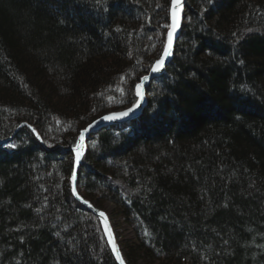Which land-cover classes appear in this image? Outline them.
<instances>
[{"label":"trees","instance_id":"trees-1","mask_svg":"<svg viewBox=\"0 0 264 264\" xmlns=\"http://www.w3.org/2000/svg\"><path fill=\"white\" fill-rule=\"evenodd\" d=\"M170 2L0 0V264H117L71 151L137 102ZM187 6L144 115L91 137L77 191L112 206L125 264H264V0Z\"/></svg>","mask_w":264,"mask_h":264},{"label":"water","instance_id":"water-1","mask_svg":"<svg viewBox=\"0 0 264 264\" xmlns=\"http://www.w3.org/2000/svg\"><path fill=\"white\" fill-rule=\"evenodd\" d=\"M187 7H188L187 6V0H181L180 4L176 7V13L178 15V25L175 27V30L173 31V27H172V25L174 23L173 18H172L173 17V8H172V4L170 2L169 29H168L167 35L169 32L172 33V43H171V48H170L171 54L165 58L164 67L159 72H152L150 70L149 73L145 75V76L149 77V80L142 81V79H140L138 84H142L143 87L141 89L142 95H139V96L137 95V99H138L137 103L135 105H132V106L127 107L125 109H121L119 111L112 112V113L105 115V116H114L115 119L104 120L101 117V118H98L97 120H95L94 122L90 123L89 125H91V127H89V125H87L85 128H88L89 130L86 133H84V136H85L84 140L81 141L79 139L81 132L84 130L83 129L79 132V135L77 137L76 146L71 151L73 153V161H74L73 173H75L77 175V181L74 182L71 179V189H72L73 197L78 203H80L83 207H85L89 212L94 214L100 220V222H101V224H102V226L106 232V236L108 239V243H109L112 255H113L117 264H121V260H123V257H122L121 247L117 241V234L115 232V229L113 227L111 219L108 217V215L104 211L103 212L105 213V217H101L99 215V213L101 211H97L89 203H85V201L80 197V195L77 192L78 173H79V170L81 169L83 158L87 152L88 144L91 140V137L95 133H97L98 131H100L102 129L108 128V127L121 126V125H124L127 123H131V122L137 120L138 118H140L141 116H143V114L147 108V105H148L149 100L147 98V94L149 92L151 85L153 84V82L157 81L160 77H162L166 73V69L171 64V62L174 58L175 48H176L177 42L180 38L181 30H182L183 23L185 20V14H186ZM166 46H167V42H166ZM136 94H137V91H136ZM124 112H127L128 114L126 116L119 115V113H124ZM27 127L30 128L29 126H27ZM34 134H36V133H34ZM0 143L5 144L6 142H0ZM77 145H82V147L79 149V151L81 153L79 162H77V160H76V153L78 150ZM74 189H75V191H74ZM109 234H111V235H109ZM113 244H115V247L119 252L120 259L117 258V251L113 250ZM123 262H124V260H123ZM124 264H125V262H124Z\"/></svg>","mask_w":264,"mask_h":264},{"label":"snow or ice","instance_id":"snow-or-ice-1","mask_svg":"<svg viewBox=\"0 0 264 264\" xmlns=\"http://www.w3.org/2000/svg\"><path fill=\"white\" fill-rule=\"evenodd\" d=\"M98 2H99V0H98ZM180 2H181V0H171V4H172V8H173V17L172 18H173V21H174V23L172 25L173 31L175 30V27L178 25V15L176 13V7L180 4ZM171 43H172V33L169 32L168 35H167V46H165V48L163 49V52L161 53L160 59H158V60H156L154 62L153 66L151 68L152 72H159L164 67L165 58L168 57L171 54V52H170ZM241 63H243V61H241ZM141 79H142V81H147V80H149V77L148 76H143ZM142 87H143L142 84H137L136 85V91H137V95L138 96L142 95V92H141ZM127 114H128L127 112L119 113V115H121V116H126ZM102 119H104V120H112V119H115V117L114 116H104V117H102ZM89 127H91V125H89ZM88 130H89L88 128H85L81 132L80 137H79V139L81 141L84 140V138H85L84 133H86ZM13 147H15V146L13 145ZM81 147H82V145H77V149H78L77 153H76L77 162H79V159H80L81 153H80L79 149ZM71 179L74 182L77 181V175L75 173H73L72 176H71ZM74 191H75V189H74ZM85 203H88V202L85 201ZM99 215L101 217H105V213L103 211H101L99 213ZM109 235H111V234H109ZM113 250L117 251V258L120 259L119 252L116 249L115 244H113ZM121 264H124L123 260H121Z\"/></svg>","mask_w":264,"mask_h":264},{"label":"rangeland","instance_id":"rangeland-1","mask_svg":"<svg viewBox=\"0 0 264 264\" xmlns=\"http://www.w3.org/2000/svg\"><path fill=\"white\" fill-rule=\"evenodd\" d=\"M166 38H167V35H166ZM145 75H146V74H145ZM145 75H143V76H145ZM143 76H142V77H143ZM140 79H141V78H140ZM139 81H140V80H139ZM138 83H139V82H138ZM112 209H113L112 206L107 205V206L105 207V209L103 210V211L108 215L109 218H110L109 213L111 212ZM119 232L121 233V235H122L123 237H127V238L132 237V232H131V230H130L129 228L123 226V225L120 227Z\"/></svg>","mask_w":264,"mask_h":264},{"label":"bare ground","instance_id":"bare-ground-1","mask_svg":"<svg viewBox=\"0 0 264 264\" xmlns=\"http://www.w3.org/2000/svg\"><path fill=\"white\" fill-rule=\"evenodd\" d=\"M168 29H169V26H168ZM167 32H168V31H167ZM150 92H151V88L149 89V92H148V94H147V98H148V100H149V94H150ZM136 103H137V102H136ZM136 103H135V104H136ZM148 103H149V101H148ZM135 104H134V105H135ZM147 106H148V105H147ZM143 115H144V114H143ZM102 117H103V116H102ZM141 117H142V116H141ZM141 117H140V118H141ZM100 118H101V117H100ZM140 118H138L137 120H139ZM135 121H136V120H135ZM133 122H134V121H133ZM131 123H132V122H131ZM128 124H130V123H127V124H124V125H128ZM124 125H121V126H124ZM84 129H85V128H84ZM82 130H83V129H82ZM102 130H103V129H102ZM100 131H101V130H100ZM98 132H99V131H98ZM98 132H97V133H98ZM95 134H96V133H95ZM95 134H94V135H95ZM9 140L11 141L12 138L9 139ZM71 153H72V152H71ZM72 155H73V153H72ZM80 170H81V169H80ZM80 170H79V172H80ZM78 175H79V173H78ZM77 192H78V191H77ZM78 194H79V193H78ZM80 197H81V196H80ZM81 198H82V197H81ZM82 199H83V198H82ZM83 200H84V199H83ZM84 201H85V200H84Z\"/></svg>","mask_w":264,"mask_h":264}]
</instances>
